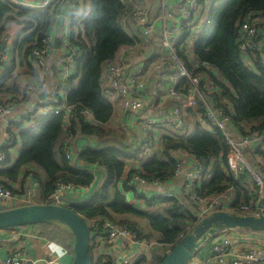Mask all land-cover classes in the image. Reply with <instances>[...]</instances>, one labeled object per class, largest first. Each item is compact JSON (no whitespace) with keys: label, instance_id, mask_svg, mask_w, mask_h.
<instances>
[{"label":"built area","instance_id":"1","mask_svg":"<svg viewBox=\"0 0 264 264\" xmlns=\"http://www.w3.org/2000/svg\"><path fill=\"white\" fill-rule=\"evenodd\" d=\"M15 6L43 10L58 6L53 24L63 22L68 27L71 7L67 0H8ZM213 0H158L159 16L154 18L149 3L145 0H122L129 9L127 19L137 33L134 44L120 49L118 57L109 63L102 74L100 94L110 103L114 110L120 111V128L132 137L131 146L137 150V161L148 159L158 149L164 138L184 140L192 132L208 134L219 132L227 146L225 169L243 190L246 200L231 206L234 198L230 196L233 189L225 192L202 196L199 186L206 174L205 161L185 150L171 152L175 162V171L165 181L149 182L139 175L140 169L126 179V185L135 189L130 191L135 202L143 204L157 199H178L173 190L167 189L173 183L180 182L181 197L195 209L196 224L215 212H228L237 215L264 217V130L243 134L231 125V116L219 101V89L211 76L218 77L217 71L197 60L193 54V41L205 20L204 14L211 7ZM69 5V6H68ZM68 6L67 14L60 13ZM70 8V11H69ZM52 28V27H51ZM127 29L128 27H124ZM156 41L152 42L151 38ZM55 39L54 27L41 39L40 45L34 48L29 61L41 79L45 71L46 60L53 49ZM7 39L0 38V45H6ZM238 51L246 67L258 64L264 69V14L249 12L237 24ZM58 78L66 81L73 71L75 50L68 43L67 33L59 38ZM183 52L184 60L179 56ZM7 55L0 52V68L8 67ZM1 71V69H0ZM47 85L30 84L25 87L22 96L26 99L21 110L11 119L17 103L0 101V121L3 123L4 139L0 146V170L6 169L4 148L18 147L17 133L20 129L33 128L35 119L51 115H62L64 120L70 117L75 105H68L65 97L59 100L53 96L39 101L37 98L46 92ZM59 95L64 94L62 88ZM35 102L29 106L30 100ZM83 118L95 125L91 112L82 110ZM68 147L65 158L70 166H85L95 178L96 169L105 173L98 164L87 165L77 159ZM247 156L254 159V165L248 162ZM88 168V169H87ZM105 175V174H104ZM146 185L166 187L164 191L143 192ZM88 187L76 186L60 180L54 183L47 204L69 207L70 203L82 197ZM40 182L29 176L23 187L16 193L0 184V211L26 205L42 204ZM94 228L92 239L101 243L106 254L113 245H119L120 256H105L108 264H150L151 250L161 255L167 254L169 247L162 245L147 233L138 237L127 228L104 219L90 220ZM245 231V230H223ZM226 232V233H227ZM249 232V231H246ZM252 233V232H249ZM257 234V233H253ZM92 241V244L94 243ZM6 240L0 239V251ZM233 240L225 235L212 245L209 256L201 264H223L232 257L229 264H264V248H250L232 251ZM93 248V246H92ZM96 248V247H94ZM32 264L42 260L31 261L22 248L12 249L7 255H0V264ZM51 264V262H48Z\"/></svg>","mask_w":264,"mask_h":264},{"label":"trees","instance_id":"2","mask_svg":"<svg viewBox=\"0 0 264 264\" xmlns=\"http://www.w3.org/2000/svg\"><path fill=\"white\" fill-rule=\"evenodd\" d=\"M67 1L71 6L68 43L75 50V63L72 75L66 81L57 77L56 86H52L46 78H40L29 61V55L34 48L39 47L41 39L50 30L58 6L51 4L46 9L33 10L0 0V38L5 37L6 28L10 25L22 28L14 42L13 66L26 67L27 72L24 74L36 79L34 86L45 83L46 92L51 93V96L62 100L64 95L68 105L76 106L67 122L62 115L46 116L35 119L33 128L20 129L17 139L13 135L14 142L20 143L18 158L6 169L0 170V184L16 193L11 184L19 182L21 189L26 178L32 176L41 184L42 204H47L54 183L58 180L88 187L93 182V176L87 170L70 166L65 158L66 149L74 139H86L87 146L78 152L77 159L87 165H100L106 179L87 201H73L69 208L86 222L90 235L94 231L89 226L90 220L100 218L125 227L138 237L147 233L149 238L171 249L196 225V219L190 209L183 205L181 196L177 200L146 202V208H158L150 213L148 209L127 204L123 193L115 189L126 161L135 159L137 150L123 146L124 133L120 135L106 128L114 111L110 103L102 98L100 87L105 67L118 57L122 47L133 45L134 38H137L135 31L131 32L123 26V19L127 18L129 9L122 0ZM249 12L264 14V0H213L204 22L199 26L202 27L201 31L196 33L197 37L193 41L195 58L217 71L218 77L211 76L219 89L217 101L230 111L231 125L243 134L264 130V69L258 64H255V70L246 67L237 44V24ZM179 56L184 60L183 52ZM11 68H6L0 76V101H12L23 107L22 103L26 99L22 94L26 85L20 88L15 78L10 80L14 71ZM60 88L64 94L59 95ZM82 110L91 112L95 125L83 118L80 113ZM65 124L67 128L63 130ZM65 132L67 135L64 137ZM111 136L118 137L117 142H113ZM90 138L97 140L95 146L90 143ZM159 146L140 165L139 175L149 182L171 178L175 171L171 152L185 150L205 161L206 174L199 186L202 196L222 193L230 187L240 192L224 169L227 146L219 132L208 134L195 130L184 140L166 137ZM12 148L3 149L6 164L12 163ZM31 167L41 170L44 178L32 171ZM133 174L135 171H131L128 177ZM122 190L135 189L123 184ZM236 207L235 203L233 208ZM138 220H144L148 230H142ZM163 257L164 254L153 255L152 263L158 264ZM108 263L104 262L102 256L97 262L92 261V264Z\"/></svg>","mask_w":264,"mask_h":264},{"label":"crops","instance_id":"3","mask_svg":"<svg viewBox=\"0 0 264 264\" xmlns=\"http://www.w3.org/2000/svg\"><path fill=\"white\" fill-rule=\"evenodd\" d=\"M40 1V0H37ZM149 3L152 11V16L154 18H157L159 16V10H158V0H145ZM82 3V2H81ZM71 7V6H70ZM68 6L64 7L60 11V13H63L61 17H64L67 14ZM70 11V8H69ZM87 12L89 11V7H87ZM81 10L79 11L78 15L80 14ZM123 26L126 27L128 26L127 30H130L133 32L134 30L131 29L130 27H133L131 22L128 21L127 18L123 19ZM69 23L70 19L68 20V27H65L63 25V22L58 21L55 26L52 23L51 27H54V33H55V39H59L61 36L69 34ZM50 28V29H52ZM21 27L18 25H10L8 28H6V34L4 36L7 38V43L4 48V53L7 55V60H8V67H2L0 68V76L4 72L6 68L12 67L13 69V74L10 78L14 79L17 83V85L20 86V88L24 87L25 85L28 86L30 84H34L36 82V79H33L31 75L24 74L27 72L26 67H17L15 68L13 66V48H14V42L17 39L18 33L21 31ZM129 32V31H127ZM54 39V40H55ZM152 42L156 41L155 37L151 38ZM120 51V50H119ZM119 54V53H118ZM61 52L58 49H52V52L50 53V56L46 60V65H45V71L43 76H45L46 81L51 84L52 86H56L57 84V69H59V58H60ZM249 68V67H248ZM255 70V67L251 65V68ZM40 76V75H39ZM7 78V77H6ZM5 78V79H6ZM9 80V81H10ZM8 81V82H9ZM14 94L13 92H11ZM47 94L50 96L51 93L47 92ZM14 97V95H9ZM21 110H23V107L15 106L14 111L12 113L11 119L14 118L15 115H17ZM119 110H114L115 114H119ZM117 124V123H115ZM116 125H114L115 127ZM120 126V123H119ZM67 124H65L64 129L66 130ZM120 129V130H119ZM117 130L120 135L124 133L123 130L119 127ZM122 132V133H121ZM67 135V132L63 135L64 137ZM125 139L123 146L127 147L128 149H133L131 146L132 142V137L129 134H125ZM113 142H117L118 137L116 136H111L110 137ZM4 139L3 135V123L0 121V146L2 144V141ZM117 139V140H116ZM96 139L95 138H90V143L95 146L96 145ZM19 146L12 149V163L18 158L19 150H20V143L18 144ZM87 146V140L86 139H74L72 143L70 144L71 151L74 153V157L76 152H80L83 148ZM132 150V151H133ZM136 151H134L135 153ZM79 154V153H77ZM76 159V157H75ZM248 162L254 165V159L251 156H247ZM145 161V160H144ZM9 167V165H8ZM32 171L38 173L42 178H44V173L36 169L35 167H31ZM85 166L78 165V169L81 170H86ZM88 169V168H87ZM140 169V163L137 161V158L135 159H129L126 161V164L123 168V171L121 173L120 181L118 184L115 185V189L119 192L123 193V196L125 198V201L129 205H134V207H137L138 209L143 208L148 209L147 211L152 213L158 210V208L155 207H148L146 208L143 204H139L135 202V199L132 197V193L130 191H123V184H126V179L129 176V173L131 171ZM225 169V168H224ZM226 173L232 178L230 173L225 169ZM206 178H209V175H206ZM205 178V179H206ZM106 176L100 169H96V176L93 179V182L88 186L86 191L83 193L82 197L78 199L77 201L79 202H84L87 201L92 195H94L95 191H97L101 186H103L105 182ZM233 180V178H232ZM202 183V181H201ZM200 183V185H201ZM235 186L239 189L240 192H237L234 187H230L233 189V192H231L230 196L234 198L231 206L241 200H246V196L243 192V190L239 187V185L234 181ZM12 189L16 190L17 192L19 191V182L12 183L11 184ZM170 187H175L177 190H180V182L173 183V186H169L167 189H170ZM229 188V189H230ZM166 190V187H155L153 185H146L143 187L142 191L146 193H152V192H159V191H164ZM225 192V191H224ZM175 193V192H174ZM176 195L181 196V190L180 194L175 193ZM40 196L41 192H40ZM180 200L183 202V205H186L191 213L196 215L195 209L190 205V203L186 200L183 199V197H180ZM140 223L139 227L142 230H148L146 227V222L144 220H138ZM221 231L216 234L215 237H212L209 239L207 242H205L197 251L195 257L191 259L187 264H201L206 261V259L209 256V251L216 242H218L223 236L229 235L232 240H233V246H232V251H238L240 249H250V248H264V234H253L249 233L246 231ZM0 239L1 240H6V244L2 247V250L0 251L1 256L7 255V252L11 251L12 249H17V248H22L25 250L26 254L29 256L31 261L40 259L42 262L40 263H35V264H48V262H51V264H71L72 261V244H73V237L70 233V231L59 224L55 223H50V224H44V225H36V226H28V227H23V228H18L14 230H0ZM94 241V240H93ZM93 249L91 252L92 255V260L93 257L95 256L96 260L99 259V256H107L109 257H115V256H120L121 254V249L119 245H113L112 247L109 248L108 253L106 254L103 250L104 249L103 245L99 243L98 241H94L92 244ZM96 247V248H94ZM157 253V251H154V254ZM232 257L226 258L225 262L223 264H229ZM102 262V261H100ZM28 264H32L29 262ZM216 264V263H212Z\"/></svg>","mask_w":264,"mask_h":264},{"label":"water","instance_id":"4","mask_svg":"<svg viewBox=\"0 0 264 264\" xmlns=\"http://www.w3.org/2000/svg\"><path fill=\"white\" fill-rule=\"evenodd\" d=\"M59 39L52 46L58 49ZM5 45H0V52ZM48 97L47 93L40 95L37 100ZM30 100L27 106L33 104ZM175 193L180 190L170 187ZM55 223L66 227L72 237L71 264H92L91 241L89 227L77 213L69 207L52 204L26 205L0 211V230L17 229L34 225ZM245 230L252 233H264V217L237 215L228 212H215L197 223L170 251L164 255L158 264H187L193 259L199 248L222 230Z\"/></svg>","mask_w":264,"mask_h":264},{"label":"rangeland","instance_id":"5","mask_svg":"<svg viewBox=\"0 0 264 264\" xmlns=\"http://www.w3.org/2000/svg\"><path fill=\"white\" fill-rule=\"evenodd\" d=\"M208 11H209V9H208ZM208 11L204 14V17H206V14L208 13ZM118 112H119V114H115L114 113L112 115L110 121L108 122V124L106 126L107 129H111V130H114V131L118 132L117 130L119 129V123H120V116H119L120 115V111H118ZM115 123H117V124H115ZM114 125H116V126L114 127ZM140 209H143V208H140ZM154 251L155 250H151L150 251V254H149L150 264H153L152 263V257H153V255H156V256L157 255H161L159 252H157V253L154 254ZM104 259H105V256H104ZM92 261L93 262H97L95 256L93 257V260Z\"/></svg>","mask_w":264,"mask_h":264},{"label":"clouds","instance_id":"6","mask_svg":"<svg viewBox=\"0 0 264 264\" xmlns=\"http://www.w3.org/2000/svg\"><path fill=\"white\" fill-rule=\"evenodd\" d=\"M91 250H92V243H91Z\"/></svg>","mask_w":264,"mask_h":264}]
</instances>
